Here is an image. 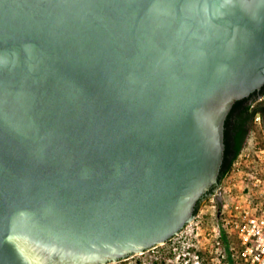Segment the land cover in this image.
<instances>
[{
  "label": "water",
  "instance_id": "obj_1",
  "mask_svg": "<svg viewBox=\"0 0 264 264\" xmlns=\"http://www.w3.org/2000/svg\"><path fill=\"white\" fill-rule=\"evenodd\" d=\"M263 87L264 0H0V264L177 236Z\"/></svg>",
  "mask_w": 264,
  "mask_h": 264
},
{
  "label": "built area",
  "instance_id": "obj_2",
  "mask_svg": "<svg viewBox=\"0 0 264 264\" xmlns=\"http://www.w3.org/2000/svg\"><path fill=\"white\" fill-rule=\"evenodd\" d=\"M260 96V97H259ZM252 107L264 104V91ZM254 124L262 140L248 137L237 158L210 196L213 217L209 243L213 264H264V115ZM202 203L195 219L201 221ZM182 232V230L180 231ZM216 249V250H214ZM196 263H199L198 261Z\"/></svg>",
  "mask_w": 264,
  "mask_h": 264
},
{
  "label": "rangeland",
  "instance_id": "obj_3",
  "mask_svg": "<svg viewBox=\"0 0 264 264\" xmlns=\"http://www.w3.org/2000/svg\"><path fill=\"white\" fill-rule=\"evenodd\" d=\"M250 138L255 140H262L263 134L262 130L259 126L254 125L250 132ZM204 203V213L202 214V220L199 221L197 219H193L190 221L183 229L182 232H179L177 236L173 238L168 243L160 244L151 250L144 251L142 253H137L139 256L153 255L166 257L169 259V264H186L183 261V258H192L189 264H198L196 263V256L200 254L212 256V252L210 251L211 245L209 243L210 236H207V233L211 231V224L213 223L214 217L209 213L210 209V197H208ZM208 238V239H207ZM200 240L201 242H199ZM199 243V244H198ZM199 246H198V245ZM196 245V246H195ZM206 250L197 251V248H205ZM210 248V249H209ZM207 256V257H208ZM199 261L202 262L201 255L199 257ZM126 262L130 264H135L133 259H128ZM213 263V261H211ZM144 264H146L144 262Z\"/></svg>",
  "mask_w": 264,
  "mask_h": 264
},
{
  "label": "trees",
  "instance_id": "obj_4",
  "mask_svg": "<svg viewBox=\"0 0 264 264\" xmlns=\"http://www.w3.org/2000/svg\"><path fill=\"white\" fill-rule=\"evenodd\" d=\"M264 91V87L260 92H256L255 99ZM262 112L264 115V104H258L252 107V102L248 101V97L237 100L231 108L226 121H225V158L221 169V175L217 184L209 191L205 196H209L213 193V189L217 187L223 176L227 173L231 167L233 161L237 158L245 145L250 132L252 130V122L256 112ZM204 197V198H205ZM202 198L196 207L195 215L197 214L201 204L204 202ZM173 240V238L171 239ZM169 240L168 242H170ZM167 242V243H168Z\"/></svg>",
  "mask_w": 264,
  "mask_h": 264
},
{
  "label": "flooded vegetation",
  "instance_id": "obj_5",
  "mask_svg": "<svg viewBox=\"0 0 264 264\" xmlns=\"http://www.w3.org/2000/svg\"><path fill=\"white\" fill-rule=\"evenodd\" d=\"M260 92V91H259ZM256 92L252 93L250 96H248V101L250 102H253L255 99V96H256ZM254 121L252 122V127L254 126ZM217 187H215L213 189V192L216 190ZM211 195L207 196L204 198L203 201H205L208 197H210ZM199 242H201L200 240H198ZM168 242V241H167ZM166 242V243H167ZM165 244V243H164ZM199 244V243H198ZM197 244V245H198ZM158 246V245H156ZM154 246V247H156ZM196 246V245H195ZM199 246V245H198ZM154 247H151L149 249H146L145 251L147 250H151L152 248ZM200 250H206V247L205 248H197V251H200ZM216 250V249H214ZM201 252V251H200ZM142 253V252H141ZM201 255V258H202V262L199 261V257ZM199 256H196V259L197 261L199 262L198 264H213L211 262V256H206V255H203V254H200ZM128 259H133V261L135 262V264H144V262L146 264H169V259L166 258V257H160V256H153V255H146V256H139L137 253L135 254H130L128 256H125V257H122V258H119L118 260H112V261H108L106 263H103V264H130L128 262H126ZM192 260V258H183V261H185L186 264H189V262ZM196 261V262H197Z\"/></svg>",
  "mask_w": 264,
  "mask_h": 264
}]
</instances>
